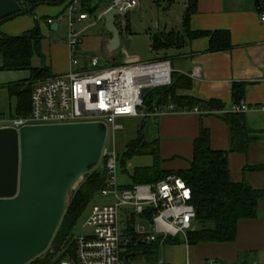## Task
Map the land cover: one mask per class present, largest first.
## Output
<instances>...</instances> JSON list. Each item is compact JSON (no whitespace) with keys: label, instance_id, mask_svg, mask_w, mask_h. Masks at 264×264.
<instances>
[{"label":"crops","instance_id":"crops-1","mask_svg":"<svg viewBox=\"0 0 264 264\" xmlns=\"http://www.w3.org/2000/svg\"><path fill=\"white\" fill-rule=\"evenodd\" d=\"M138 1L137 7L126 12L125 15L115 16L121 42L123 36L134 34L129 12L141 9V1ZM158 1L165 2L166 0ZM69 2L70 0H39L38 4L33 6L34 10L30 14L36 11L47 22L48 19L65 13ZM94 2L95 6H92ZM112 2L113 0L89 1L92 8V11L89 12L91 16L79 26V29L83 30V41L78 46L76 63L72 62L69 40L66 41V38L63 40L58 37L53 40L49 39L46 27L41 24L45 38L42 43V52L52 57L51 63L46 66L51 67L54 76L55 74H66L71 71L91 68V58L97 56L100 51L109 50L113 36L106 29L105 12L111 8ZM173 2L174 0H169V3ZM185 4L184 13L180 16L179 25H176V28L171 26L173 21L169 17H164V21L161 22H151L152 26L145 34L150 37V48L156 53V58H169L175 72L187 75L192 79L190 89L178 91L181 96L193 97L206 102L218 101L224 105L225 108L222 110L226 111L225 113H229L234 104V84L245 83L246 93L241 104L251 106V109L243 114L247 128L255 139L249 143L247 153L232 152V134L229 125L221 117V114L224 113H220V110L202 114L193 110H181L160 116L158 121H156L158 118L149 119L155 125L156 122L159 125H156L158 137L148 140L160 139L161 154L166 165L170 166L165 169H186L189 167V160L193 158L194 140L198 137L201 128L207 127L211 135L212 148L229 152L228 160L232 180L246 181L253 188L263 190L264 168L255 170L251 166L264 165V23L261 21V13L264 8L260 0H198L197 11L190 17V30L198 32L223 30L231 33L232 45L229 49L212 51L210 50L209 36L191 38L186 33L184 18L188 0H185ZM36 6L38 7L35 8ZM168 10L170 11V9ZM11 18L14 17H10L0 24V33L16 36L18 32L23 34L34 27L31 19L26 16L7 23ZM62 22L66 23L65 20H62L53 25L49 24L51 31L59 30ZM54 25L57 27L53 29ZM92 29L97 30L90 32ZM160 32H173L183 36L184 39L178 45L154 49L153 38ZM121 54L123 56L121 62L127 55L141 59L138 53L129 54L125 49ZM80 58L82 63L79 62ZM40 63L41 60L35 56L32 65L38 68L41 66ZM100 65L108 66L103 65L101 61ZM194 70H199L200 75L192 76ZM30 76L31 72L24 78L13 70L0 71V87L7 89V86L12 82L26 80ZM0 117L7 118L4 113H0ZM236 237L234 242H207L188 245L191 260L188 258L187 261L190 264H205L207 259L214 258L221 264H251L255 261L264 263V208H260L257 217L239 221ZM132 254L134 257L129 258L130 261H133L132 264L165 263L156 257L148 261L146 257L148 254L145 253L146 256L142 258H137L139 253L135 254L134 252L130 255Z\"/></svg>","mask_w":264,"mask_h":264},{"label":"built area","instance_id":"built-area-1","mask_svg":"<svg viewBox=\"0 0 264 264\" xmlns=\"http://www.w3.org/2000/svg\"><path fill=\"white\" fill-rule=\"evenodd\" d=\"M83 1L70 0L65 13L47 20L50 25L62 20L68 23L67 37L74 63L78 46L83 41V30L79 26L91 16L83 8ZM260 2L264 8V0ZM138 4V0H113L111 7L126 14ZM261 21L264 23V10ZM172 65L169 58L146 61L127 55L119 64L101 66L99 57L93 56L91 68L55 74L34 82L27 115L0 117V127L17 129L27 125L86 122H103L108 127L99 164L107 171L106 185L100 191L107 202L92 205L85 224L92 229L91 233L87 236L75 233L74 256L62 258L55 264H132L128 256L136 240L148 243L159 237L182 235L189 245L187 233L194 226L197 211L192 203L191 188L183 178L167 175L157 183L132 187L122 185L118 180L120 167L115 137L117 131L123 129L120 120L129 117L154 119L181 111L174 104L154 107L153 111L144 105L143 88L153 90L172 84ZM199 75V70L192 73L194 77ZM139 106L144 109L140 110ZM249 109L251 106L247 104H233L230 112L240 113ZM193 111L214 113L200 106ZM139 221H148L152 230L147 232ZM186 264H190L189 261ZM205 264L221 263L210 258ZM251 264L264 263L255 261Z\"/></svg>","mask_w":264,"mask_h":264},{"label":"trees","instance_id":"trees-1","mask_svg":"<svg viewBox=\"0 0 264 264\" xmlns=\"http://www.w3.org/2000/svg\"><path fill=\"white\" fill-rule=\"evenodd\" d=\"M39 0H19L23 13H32L33 6ZM90 0L83 1V8L91 12ZM198 0H188V7L185 13L184 27L186 33L191 38L201 36L210 37V50L229 49L231 43V33L223 30L192 31L189 28L190 17L197 11ZM9 18L0 21V24ZM44 34L41 24L36 25L21 35H6L0 33V54L2 63L0 71H20L29 70L31 76L26 80L12 82L7 86L10 95L17 98V109L15 116H24L31 108V92L34 82L40 79L53 77L51 67L41 65L36 68L32 65L35 56H43L42 43ZM183 36L173 32H160L153 38V48H169L178 45L183 41ZM119 64V63H114ZM172 84L167 87H159L148 92L144 99L145 108L153 111L154 107L174 104L179 110H193L196 106L217 111L224 109V105L214 100L200 101L193 97H183L179 90L190 89L192 79L187 75L173 72ZM234 104H241L245 97V83H235L233 87ZM221 117L229 125L232 134L231 151L247 153L249 143L255 138L251 136L247 128L246 119L243 112H229L221 114ZM131 118V117H129ZM136 119V118H135ZM142 123L137 129L135 137L130 139L125 146V150L119 153V167L126 169L127 162L134 156L151 155L155 159L152 167L137 168L131 176L132 187L136 184L157 183L167 175H177L186 181L193 194L192 203L197 211L193 228L188 231L187 238L189 246L201 243H221L234 242L238 233L239 221L255 218L260 210V203L264 202V189L257 190L246 181L236 182L230 177V164L228 160L229 152L226 150H215L211 146V135L207 127H202L198 137L193 143V158L189 160V167L186 169L169 170L162 168L161 141H149L143 135L145 121L149 117L139 118ZM118 151V150H117ZM255 170H263L264 165L251 166ZM107 171L97 167L88 174L81 182L82 184L69 196V203L66 214L60 223L50 248L43 255L37 257L29 264H55L62 258L74 256L75 242L73 239L74 225L82 212L88 206L92 196L100 192L106 185ZM179 237L157 238L153 242L135 241L131 245V253L158 255L159 247L163 244H177Z\"/></svg>","mask_w":264,"mask_h":264},{"label":"water","instance_id":"water-1","mask_svg":"<svg viewBox=\"0 0 264 264\" xmlns=\"http://www.w3.org/2000/svg\"><path fill=\"white\" fill-rule=\"evenodd\" d=\"M21 9L19 0H0V21ZM119 14L115 7L105 12L111 52L121 44ZM149 91L143 88V97ZM107 132L103 122L0 127V264H29L46 253L69 196L99 166Z\"/></svg>","mask_w":264,"mask_h":264},{"label":"rangeland","instance_id":"rangeland-1","mask_svg":"<svg viewBox=\"0 0 264 264\" xmlns=\"http://www.w3.org/2000/svg\"><path fill=\"white\" fill-rule=\"evenodd\" d=\"M140 10L130 11L129 16L132 24V29L134 31V34H129L127 37L123 36L122 42L120 47L115 50L114 52H110L109 50H103L98 52V57L101 63L104 65H113L114 63H121V60H123V56H121L124 49L129 54H136L138 53L140 55L141 60L151 61L155 60L156 53L152 51L150 48V37L147 35L145 36L146 32L150 30L151 28V22H161L164 21V17H169V19H172L173 23L171 26L176 28V25H179V18L184 13V9L186 7L185 0H174L173 3H169V0H166L165 2L158 1V0H140ZM162 5V6H160ZM92 6H95V2L92 4ZM170 6V7H169ZM36 6L35 8H37ZM168 7V9L165 10V8ZM24 16L31 19L33 26L36 25V23L44 24L48 31L47 37L51 40H53L55 37L63 38V40H68L67 37V29L68 24L67 23H61L59 30H53L51 31L50 25L44 20L43 17L39 16L36 11L33 14L30 13H23V15L16 16L14 18H11L7 23L12 22L14 20L23 18ZM119 17V16H118ZM124 18V16H121ZM98 28V27H97ZM97 29H92L90 32H95ZM23 31V30H22ZM155 31V30H154ZM22 32H18V35ZM43 53V52H42ZM38 58L41 60V65H46L51 63V56L45 55L43 53V56H38ZM49 58V59H48ZM79 62L82 63L81 58L79 59ZM2 63V54H0V66ZM173 64V63H172ZM173 66V65H172ZM174 69V66H173ZM82 70V69H81ZM18 72L21 77L29 76L30 71L29 70H20V71H13ZM7 73V72H6ZM9 73V72H8ZM17 98L15 96H12L9 94L8 90L6 88L0 87V113H4L7 118H11L12 115H16V109H17ZM153 119V118H151ZM159 118L156 120L158 121ZM120 123L123 125V129L117 131L116 133V146L118 152H122L125 150V146L127 142L130 141L135 135L137 134V129L140 124L142 123V119L139 118H124L120 120ZM156 125H159L156 122ZM152 122V120H146L145 126L143 128V135L147 137V139H153L158 137V128ZM162 161L160 163V166L162 168H169L170 166L166 165L165 159L163 158V155L161 154ZM155 164V159L151 155H145V156H134L127 162L126 169L120 168L118 180L122 185H132L133 179L132 175L134 174L135 170L137 168H146V167H152ZM180 166V164L178 163ZM100 167V165H99ZM103 202H107V199H103L101 197V193L97 192L92 196V199L88 203V206L86 209L82 212V215L77 219L75 225H74V233L82 236H87L91 233L92 229L89 227H86V221L89 217V210L94 204H101ZM141 225H143L147 232L152 230V225L147 221V223L144 221H139ZM180 239V242L177 244H163L159 247L158 255L156 254H148V256L144 255L143 252H140L138 254L137 258H142L144 256L147 257V260H153V258L156 257L159 261L165 262L167 264H186L188 258L191 260V254L189 253V246L186 244L185 238H183L182 235L178 236ZM133 263V261H130Z\"/></svg>","mask_w":264,"mask_h":264}]
</instances>
